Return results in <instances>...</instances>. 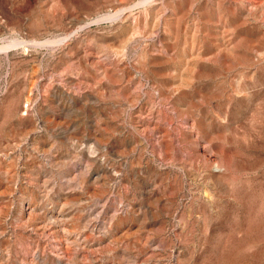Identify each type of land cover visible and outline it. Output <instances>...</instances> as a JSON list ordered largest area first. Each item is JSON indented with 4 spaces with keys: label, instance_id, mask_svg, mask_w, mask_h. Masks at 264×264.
Returning a JSON list of instances; mask_svg holds the SVG:
<instances>
[{
    "label": "rangeland",
    "instance_id": "374dc122",
    "mask_svg": "<svg viewBox=\"0 0 264 264\" xmlns=\"http://www.w3.org/2000/svg\"><path fill=\"white\" fill-rule=\"evenodd\" d=\"M263 9L0 0V264H264Z\"/></svg>",
    "mask_w": 264,
    "mask_h": 264
},
{
    "label": "bare ground",
    "instance_id": "6f19581e",
    "mask_svg": "<svg viewBox=\"0 0 264 264\" xmlns=\"http://www.w3.org/2000/svg\"><path fill=\"white\" fill-rule=\"evenodd\" d=\"M125 1H126V0H125ZM142 1L144 2V1H146V0H141V2H142ZM217 1H218V0H217ZM177 2H178V1H177ZM207 2H208V1H207ZM241 2H242V1H241ZM252 2H253V1H252ZM139 3H140V2H139ZM165 3H166V2H165ZM114 4H115V3H114ZM162 4H163V3H162ZM216 4H218V3H216ZM250 4H251V3H250ZM254 4H255V3H254ZM254 4H253L252 6H254ZM256 4H260L259 1H258V3H256ZM166 5H167V4H166ZM237 5H238V4H237ZM205 6H206V5H205ZM219 6H220V5H219ZM238 6H239V5H238ZM232 7H233V6H232ZM256 7H257V6H256ZM121 8H122V7H121ZM191 8H192V7H191ZM203 8H204V7H203ZM262 8H263V7H262ZM217 9H218V8H217ZM236 9H237V8H236ZM242 9H243V8H242ZM249 9H250V8H249ZM165 10H166V9H165ZM174 10H175V9H174ZM200 10H201V9H200ZM213 10H214V9H213ZM234 10H235V9H234ZM263 10H264V9H263ZM116 11H117V10H116ZM217 11H218V10H217ZM261 11H262V9H261ZM231 12H232V11H231ZM251 12H252V11H251ZM259 12H260V11H259ZM263 12H264V11H263ZM164 13H165V12H164ZM205 13H206V12H205ZM234 13H235V12H233V14H234ZM238 13H240V12H238ZM178 14H179V13H178ZM246 14H247V13H246ZM263 14H264V13H263ZM151 15H152V14H151ZM210 15H212V14H210ZM243 15H244V14H243ZM243 15H242V16H243ZM248 15H249V14H247V16H246V15H244V16L248 17ZM234 16H235V15H234ZM239 16H240V15H239ZM244 16H243V17H244ZM255 16H257V15H255ZM262 16H263V15H262ZM174 17H175V16H174ZM208 17H209V16H208ZM246 17H245V18H246ZM251 17H252V16H251ZM251 17H250V18H251ZM236 18H237V17H236ZM250 18H249V19H250ZM257 18H258V17H257ZM262 18H263V17H262ZM193 19H195V18H193ZM196 19H197V18H196ZM254 19H255V18H254ZM254 19H252V20H254ZM159 20H161V19H159ZM224 20H225V19H224ZM243 20H245V19H243ZM171 21H172V20H171ZM193 21H194V20H193ZM213 21H214V20H213ZM236 21H237V20H236ZM245 21H246V20H245ZM248 21H249V20H248ZM254 21H255V20H254ZM256 21H257V20H256ZM169 22H170V21H169ZM175 22H176V21H175ZM246 22H247V21H246ZM226 23H228V22H226ZM256 23H257V22H256ZM175 24H176V23H175ZM251 24H252V23H251ZM257 24H259V23H257ZM149 25H150V24H149ZM159 25H160V24H159ZM163 25H164V24H163ZM195 25L197 26V24H194L193 27H192V28H193V34H192L191 50H192L193 55H194V54H198V52H200V51H199V48H200V47H198V45H199L200 42H201V40H200L199 44H198V42H197V40L200 38V37H198V36H199V30H200V29H198L199 26L196 27ZM225 26H226V25H225ZM233 26H234V25H233ZM250 26H252V25H250ZM256 26H257V25H256ZM258 26H259V25H258ZM209 27H210V26H209ZM125 28H126V27H125ZM232 28H233V27H232ZM134 29H135V28H134ZM229 29H230V28H229ZM229 29H228V31H229ZM257 29H258V28H257ZM137 30H138V29H137ZM169 30H170V29H169ZM237 30H238V29H237ZM237 30H236V31H237ZM250 30H251V28H250ZM250 30H249V31H250ZM263 30H264V29H263ZM74 31H75V30H74ZM232 31H233V30H232ZM138 32H139V31H138ZM138 32H137V33H138ZM146 32H147V31H146ZM151 32H152V31H151ZM157 32H158V31H157ZM200 32H201V31H200ZM209 32H210V31H209ZM211 32H212V31H211ZM132 33H133V32H132ZM201 33H202V32H201ZM214 33H215V32H214ZM251 33H252V32H251ZM251 33H250V34H251ZM145 34H146V33H145ZM151 34H152V33H151ZM154 34H155V33H154ZM262 34H264V32H262ZM229 35L232 36L231 33H229ZM239 35H240V34H239ZM245 35H248V34L245 33ZM260 35H261V34H259L258 37H259ZM127 36H128V35H127ZM148 36H149V35H148ZM185 36H186V35H185ZM218 36H219V35H218ZM240 36H242V35H240ZM243 36H244V35H243ZM251 36H252V35H251ZM251 36H248V37H251ZM255 36H256V35H255ZM263 36H264V35H263ZM129 37H130V36H129ZM129 37H128V38H129ZM146 37H147V36H146ZM202 37H203V36H202ZM256 37H257V36H256ZM260 37H262V36H260ZM147 38H148V37H147ZM203 38H204V37H203ZM126 39H127V38H125V40H126ZM142 39H143V38H142ZM200 39H201V38H200ZM219 39H220V38H219ZM228 39H229V40H232L233 38H231V39L228 38ZM235 39H236V38H235ZM248 39H250V38H248ZM257 39H259V38H257ZM173 40H174V39H173ZM211 40H212V39H211ZM229 40H228V41H229ZM262 40H263V39H262ZM214 41H215V40H214ZM236 41H237V40H236ZM122 42H123V41H122ZM229 42H232V41H229ZM233 42H234V41H233ZM238 42H239V41H238ZM259 43H261V42H259ZM172 44H173V43H172ZM202 44H203V43H202ZM230 44H231V43H230ZM234 44H236V43H234ZM102 45H103V44H102ZM223 45H224V44H223ZM232 45H233V44H232ZM236 45H237V44H236ZM239 45H240V42H239ZM244 45H245V43H244ZM224 46H225V45H224ZM237 46H238V45H237ZM241 46H242V45H241ZM259 46H260V45H259ZM259 46H258V47H259ZM104 47H105V46H104ZM113 47H114V46H113ZM142 47H143V46H142ZM142 47H141V48H142ZM221 47H222V46H221ZM225 47H226V46H225ZM246 47H247V46H246ZM251 47H252V46H251ZM102 48H103V47H102ZM115 48H119V47H114V49H115ZM121 48H122V47H121ZM260 48L263 49L262 47H260ZM260 48H259V49H260ZM103 49H104V48H103ZM110 49H112V47H111ZM200 49H201V48H200ZM218 49H219V48H218ZM236 49H237V48H236ZM247 49H248V48H247ZM257 49H258V48H257ZM108 50H109V49H108ZM123 50H124V49H123ZM249 50H250V49H249ZM117 51H118V50H117ZM117 51H116V53H117ZM224 51H225V50H224ZM236 51H237V50H236ZM259 51H260V52H259ZM71 52H72V51H71ZM110 52H111V50H110ZM121 52H122V51H121ZM145 52H146V50H145ZM145 52H143V53L145 54ZM213 52H214V51H213ZM245 52H247V51H245ZM245 52H244V53H245ZM263 52H264V50H263ZM105 53H106V52H105ZM111 53H113V52H111ZM119 53H120V52H119ZM208 53H209V52H208ZM224 53H225V52H224ZM232 53H233V52H232ZM238 53H239V52H238ZM247 53H248V52H247ZM252 53H253V52H252ZM255 53H256V52H255ZM258 53H259V54L262 53L261 50H258ZM258 53H257V54H258ZM100 54H101V53H100ZM122 54H123V53H122ZM199 54H200V53H199ZM201 54H202V53H201ZM201 54H200V55H201ZM245 54H246V53H245ZM245 54H244V56H245ZM148 55H149V54H147V56H148ZM206 55H207V54H206ZM118 56H119V55H118ZM145 56H146V55H145ZM145 56H144V57H145ZM149 56H150V55H149ZM204 56H205V54H204ZM249 56H250V55H249ZM260 56H261V59H262V58H263L262 55H260ZM190 57H191V56H190ZM224 57H225V56H224ZM226 57H227V56H226ZM226 57H225V59H226ZM245 57H246V56H245ZM108 58H109V57H108ZM139 58H140V57H139ZM246 58H247V57H246ZM253 58H254V56H253ZM186 59H187V58H186ZM247 59H248V58H247ZM249 59H250V58H249ZM254 59L257 61L256 58H254ZM259 59H260V58H259ZM157 60H158V59H157ZM159 60H160V59H159ZM159 60H158V61H159ZM196 60H197V59H196ZM240 60H241V59H240ZM244 60H245V59H244ZM114 61H115V60H114ZM116 61H118V60H116ZM116 61H115V62H116ZM120 61H122V58H121ZM155 61H156V60H155ZM247 61H248V60H247ZM101 62H102V61H101ZM108 62H110V61H108ZM171 62H172V61H171ZM254 62H255V61H253V63H254ZM122 63H123V62H122ZM196 63H197V62H196ZM255 63H256V62H255ZM111 64H113V63L111 62ZM115 64H116V63H115ZM123 64H124V63H123ZM184 64H185V63H184ZM251 64H252V63H251ZM84 65H85V64H84ZM192 65H193V64H192ZM240 65H241V64H240ZM260 65H261V64H260ZM85 66H86V65H85ZM100 66H102V65H100ZM96 67H97V66H96ZM102 67H105V66H102ZM107 67H108V66H107ZM120 67H121V66H120ZM120 67H119V68H120ZM122 67H123V66H122ZM144 67H145V66H144ZM182 67H183V66H182ZM256 67H257V66H256ZM99 68H100V67H99ZM105 68H106V67H105ZM142 68H143V67L141 66V69H142ZM101 69H102V68H101ZM101 69H100V70H101ZM103 69H104V68H103ZM103 69H102V70H103ZM181 69H182V68H181ZM186 69H187V68H186ZM199 69H200V68H199ZM201 69H202V68H201ZM97 70H98V68H97ZM97 70H96V71H97ZM114 70H115V69H114ZM120 70H121V69H120ZM127 70H128V69H127ZM142 70H144V69H142ZM196 70H197V69H196ZM207 70L209 71V69H207ZM94 71H95V70H94ZM103 71H104V70H103ZM118 71H119V70H118ZM123 71H124V70H123ZM157 71H158V70H157ZM208 71H207V72H208ZM97 72H99V71H97ZM109 72H110V71H109ZM109 72H108V73H109ZM177 72H178V71H177ZM203 72H204V71H203ZM252 72H253V71H252ZM254 72H255V71H254ZM106 73H107V72H106ZM110 73H111V72H110ZM120 73H121V72H120ZM127 73H128V72H127ZM156 73H157V72H156ZM168 73H169V72H168ZM171 73H172V72H171ZM196 73H197V72H196ZM62 74H63V73H62ZM101 74H102V73H101ZM125 74H126V73H125ZM179 74H180V73H179ZM102 75H103V74H102ZM127 75H128V74H127ZM138 75H139V74H138ZM151 75H152V74H151ZM157 75H159V74H157ZM194 75H195V74H194ZM249 75H250V74H249ZM249 75H248V76H249ZM97 76H98V75H97ZM99 76H100V75H99ZM111 76H112V75H111ZM128 76H129V75H128ZM132 76H133V75H132ZM187 76H188V75H187ZM197 76H199V75H197ZM201 76H202V75H201ZM104 77H105V76H104ZM115 77H116V76H115ZM115 77H114V78H115ZM250 77H251V76H250ZM250 77H249V78H250ZM95 78H96V77H95ZM98 78H99V77H98ZM98 78H97V79H98ZM112 78H113V76H112ZM153 78H154V76H153ZM153 78H152V79H153ZM186 78H187V77H186ZM252 78H253V77H252ZM74 79H75V78H74ZM126 79H127V78H126ZM157 79H158V78H157ZM78 80H79V79H78ZM153 80H154V79H153ZM155 81H156V80H155ZM157 81H158V80H157ZM160 81H161V80H160ZM138 82H139V81H138ZM157 83H158V82H157ZM159 84H160V82H159ZM161 85H162V84H161ZM193 85H194V84H193ZM87 86H88V85H87ZM152 86H153V85H152ZM162 86H163V85H162ZM182 86H183V85H182ZM234 86H235V85H234ZM239 86H240V85H239ZM239 86H238V87H239ZM167 87H168V86H167ZM193 87H194V86H193ZM231 87H232V86H231ZM238 87H237V88H238ZM121 88H122V87H121ZM160 88H161V87H160ZM163 88H164V87H163ZM177 88H178V87H177ZM245 88H246V87H245ZM143 89H144V88H143ZM165 89H166V88H165ZM174 89H175V88H174ZM196 89H197V87H196ZM235 89H236V88H235ZM162 90H163V89H162ZM166 90H167V89H166ZM192 90H193V89H192ZM198 90H199V89H198ZM200 91H201V90H200ZM230 91H231V90H230ZM237 91H238V90H237ZM242 91H243V90H241V92L238 91V92H239L238 94L242 93ZM244 91H245V90H244ZM155 92H158V91H155ZM234 92H236V91H234ZM108 93H109V91H108ZM168 93H169V92L167 91V94H168ZM174 93H175V92H174ZM90 94H91V93H90ZM127 94H128V93H127ZM127 94H126L125 96H127ZM164 94H165V93H164ZM172 94H173V93H172ZM198 94H199V93H198ZM153 95H154V94H153ZM169 95H170V94H169ZM179 95H180V94H179ZM90 96H91V95H90ZM93 96H94V95H93ZM125 96H124V97H125ZM154 96H156V95H154ZM163 96H165V95H163ZM212 96H213V95H212ZM73 97H74V96H73ZM157 97H158V96H157ZM161 97H162V96H161ZM167 97H168V96H167ZM167 97H166V98H167ZM207 97H208V96H207ZM228 97H229V96H228ZM236 97H237V96H236ZM129 98H130V97H129ZM158 98H159V97H158ZM194 98H195V97H194ZM88 99H89V98H88ZM161 99H162V98H161ZM132 100H133V99H132ZM158 100H159V99H158ZM167 100H168V99H167ZM171 100H172V99H171ZM186 100H187V99H186ZM96 101H97V100H96ZM129 101H130V100H129ZM129 101H128V102H129ZM133 101H134V100H133ZM137 101H138V100H137ZM159 101H160V100H159ZM175 101H176V100H175ZM184 101H185V100H184ZM186 102H187V101H186ZM135 104H136V101H135ZM130 105H131V104H130ZM158 105H159V104H158ZM186 105H187V104H186ZM152 106H153V105H152ZM186 107H187V106H185V108H186ZM179 109H180V108H179ZM216 109H217V108H216ZM139 110H140V109H139ZM203 110H204V109H203ZM147 111H148V110H147ZM111 112H112V111H111ZM134 115H135V114H134ZM190 115H191V114H190ZM171 118H172V117H171ZM191 118H192V117H191ZM206 118H207V117H206ZM155 119H156V118H155ZM164 119H165V118H164ZM202 120H203V119H202ZM224 120H225V119H224ZM135 121H136V120H135ZM201 122H202V121H201ZM195 123H196V122H195ZM113 124H114V123H113ZM135 124H136V123H135ZM148 124H150V123H148ZM99 125H100V124H99ZM150 126H151V124H150ZM145 127H146V125H145ZM167 127H169V125H167ZM147 128H148V126H147ZM112 129H114V128H112ZM116 129H117V128H116ZM52 130H53V129H52ZM114 130H115V129H114ZM121 130H123V129H121ZM190 130H191V129H190ZM31 131H32V130H31ZM121 132H122V131H121ZM163 132H165V130H164ZM220 133H222V132H220ZM216 134H217V133H216ZM156 135H157V134H156ZM161 135H162V134H161ZM168 135H169V134H168ZM189 135H190V134H189ZM135 136H136V135H135ZM150 136H151V135H150ZM172 136H173V135H172ZM221 136H222V135H221ZM102 137H103V136H102ZM161 137H163V136H161ZM103 138H104V137H103ZM129 138H130V137H129ZM129 138H128V139H129ZM166 138H168V137H166ZM70 139H71V138H70ZM101 139H102V138H101ZM113 142H114V141H113ZM171 142H172V141H171ZM171 142L168 141V143H171ZM134 143H135V142H134ZM159 143H160V142H159ZM166 144H167V143H166ZM160 146H161V145H160ZM174 146H175V145H174ZM168 147H169V146H168ZM168 147H167V148H168ZM158 148H159V147H158ZM188 148H189V147H188ZM78 149H79V148H78ZM104 149H105V148H104ZM128 149H129V148H128ZM161 149H162V148H161ZM164 149H165V148H164ZM122 150H123V149H122ZM102 151H103V150H102ZM162 151H163V150H162ZM92 152H93V151H92ZM95 152H96V151H95ZM112 152H115V151L112 150ZM112 152H111V153H112ZM93 153H94V152H93ZM190 153H191V152H190ZM90 154H92V153H90ZM95 157H96V156L93 157L94 160H95ZM89 158H90V157H89ZM127 158H128V157H127ZM104 159H105V158H104ZM90 160L92 161L91 158H90ZM96 160H97V159H96ZM99 161H100V160H99ZM103 161H104V160H103ZM189 162H190V161H189ZM192 163H193V162H192ZM100 164H101V163H100ZM102 164H103V163H102ZM148 165H149V164H148ZM105 166H106V165H105ZM97 167H98V166H97ZM192 168H193V167H192ZM106 169H107V168H106ZM96 170H97V169H96ZM111 170H112V169H111ZM111 170H110V171H111ZM3 172H4V171H3ZM97 172H98V170H97ZM111 172H112V171H111ZM133 173H134V172H133ZM212 173H213V172H212ZM97 174H98V173H97ZM97 174H96V175H97ZM105 174H106V173H105ZM108 174H109V173H108ZM114 174H115V173H114ZM97 176H98V175H97ZM110 176H111V175H110ZM132 177H133V176H132ZM94 178H95V177H94ZM208 180H209V179H208ZM135 182H136V181H135ZM21 205H22V204H21ZM29 205H30V204H29ZM24 206H25V205H24ZM24 206H22V207H24ZM25 207H26V206H25ZM28 208H29V206L27 205V209H28ZM32 208H33V207H32ZM27 209H26V210H27ZM30 211H31V209H30ZM33 211H34V209H33ZM38 211H39V210H38ZM38 211H37V212H38ZM27 212H29V209H28ZM34 212H35V211H34ZM51 213H52V212H51ZM21 214H22V212H21ZM26 214H27V213H26ZM26 214H25V215H26ZM28 214H29V213H28ZM40 214H41V213H40ZM45 214H46V213H45ZM34 215H35V214H34ZM50 215H51V214H50ZM23 216H24V215H23ZM44 216H45V215H44ZM48 216H49V215H48ZM39 217H40V216H39ZM42 217H43V216H42ZM49 217H50V216H49ZM18 218H19V217H18ZM51 218H52V216H51ZM58 218H59V217H58ZM61 218H62V217H61ZM40 219H41V217H40ZM53 219H54V216H53ZM55 219L57 220V216L55 217ZM15 220H16V219H15ZM42 220H43V222H45V217L42 218ZM22 222H23V221H22ZM59 222H60V220H59ZM62 223H63V222H62ZM34 224H35V223H34ZM51 224H52V223H51ZM51 224L49 223V225H51ZM87 224H88V223H87ZM27 225H28V224H27ZM43 225H44V224H43ZM58 225H59V224H58ZM40 226H41V225H40ZM45 226L47 227V225H45ZM61 226H62V225H61ZM42 227H43V226H42ZM52 227H53V226H52ZM32 228H33V227H32ZM59 228H60V226H59ZM64 228H65V227H64ZM97 228H98V227H97ZM41 229H42V228H41ZM41 229H40V230H41ZM60 229H61V228H60ZM50 230H51V229H50ZM52 230H53V229H52ZM93 231H94V230H93ZM54 232H55V231H54ZM91 232H92V231H91ZM56 233H57V232H56ZM55 236H56V235H55ZM58 237H59V236H58ZM65 239H66V238H65ZM77 239H78V238H77ZM60 240H61V239H60ZM66 248H67V247H66ZM27 249H28V248H27ZM67 249H68V248H67ZM63 250H64V249H63ZM65 250H66V249H65ZM35 252H36V251H35ZM67 255H68V254H67ZM38 257H39V256H38ZM70 259H71V258H70ZM60 260H61V259H60ZM57 261H58V260H57ZM61 262H62V260H61ZM66 262H67V261H66ZM74 262H75V261H74ZM71 263H72V262H71ZM40 264H41V263H40ZM57 264H58V263H57ZM75 264H77V263L75 262Z\"/></svg>",
    "mask_w": 264,
    "mask_h": 264
}]
</instances>
